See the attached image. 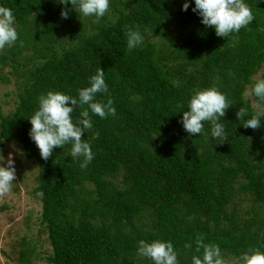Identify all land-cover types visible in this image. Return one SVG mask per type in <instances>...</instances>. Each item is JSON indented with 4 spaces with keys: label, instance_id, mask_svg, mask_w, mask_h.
<instances>
[{
    "label": "trees",
    "instance_id": "obj_1",
    "mask_svg": "<svg viewBox=\"0 0 264 264\" xmlns=\"http://www.w3.org/2000/svg\"><path fill=\"white\" fill-rule=\"evenodd\" d=\"M183 2L111 0L97 22L75 11L63 19L61 10L71 6L54 0H0L19 34L0 50V70L9 68L10 76L0 74V81L15 80L13 108L0 107V148L18 145L37 164L33 193L41 201L49 264H153L137 254L140 240L172 242L179 264L202 256L198 238L218 245L225 264L264 252V127L236 120L241 107L249 117L257 111L246 93L255 76L264 79V0H244L255 19L225 39L200 23L191 3L182 11ZM129 29L144 36L132 51ZM100 68L109 93L96 99L110 98L116 115H91L93 129L82 138L94 159L81 167L65 145L43 160L27 120L39 97L76 96ZM209 87L232 104L220 121L229 135L223 143L209 139L208 122L200 136L180 123L190 96ZM32 254L29 243L21 261L31 263Z\"/></svg>",
    "mask_w": 264,
    "mask_h": 264
},
{
    "label": "clouds",
    "instance_id": "obj_2",
    "mask_svg": "<svg viewBox=\"0 0 264 264\" xmlns=\"http://www.w3.org/2000/svg\"><path fill=\"white\" fill-rule=\"evenodd\" d=\"M61 5H70V9H62L61 17L67 19L69 11H75L82 17H95L99 22L109 11L111 0H54ZM191 10L200 17V23L205 28H211L215 35L225 39L250 25L255 19L251 8L244 0H184L182 11ZM19 39L15 27V16L11 9L0 7V50L10 47ZM144 36L139 29H129L126 37V47L129 51L143 45ZM109 88L101 68L89 78L88 86L78 90L76 96L60 91H49L38 99V108L27 119L31 125L29 137L36 145L40 157L48 160L56 148L63 149L70 145L69 155L74 161L80 160L81 167H86L93 159L91 144L82 138L93 129L91 115L101 119L116 115V108L109 98L106 102L96 99L97 94H108ZM257 100V111L249 117L248 110L241 107L236 112V120L246 128L264 127V79H258L248 93ZM232 105L227 97L216 87L196 91L187 102V110L181 111L180 123L190 135L199 136L205 131V122L210 127L209 139L222 143L229 135L221 118L226 109ZM84 106H87L86 108ZM83 109L78 114L77 108ZM74 114L75 117H74ZM246 117H248L246 119ZM94 139L99 133L93 134ZM3 139L0 140V144ZM82 158V159H81ZM16 179L15 159L12 153L7 157L0 148V195L12 190ZM202 250V256H193L192 264H225L218 245L196 240L197 253ZM137 254L153 262V264H179L178 254L172 242L154 240L138 242ZM241 264H264V252L259 249L244 252L240 256Z\"/></svg>",
    "mask_w": 264,
    "mask_h": 264
},
{
    "label": "rangeland",
    "instance_id": "obj_3",
    "mask_svg": "<svg viewBox=\"0 0 264 264\" xmlns=\"http://www.w3.org/2000/svg\"><path fill=\"white\" fill-rule=\"evenodd\" d=\"M0 74L10 78L9 68L0 70ZM254 79L257 81L260 76ZM14 82L12 76L9 84L0 81V107L4 112L13 108ZM250 89L246 93L249 99ZM9 153L15 159L16 179L12 190L0 195V264H49L47 258L51 254V247L45 226L39 220L41 201L33 193L37 186V164L35 160L26 159L18 145H7L3 154L7 157ZM29 243L33 254L31 263H25L21 261L20 253Z\"/></svg>",
    "mask_w": 264,
    "mask_h": 264
}]
</instances>
